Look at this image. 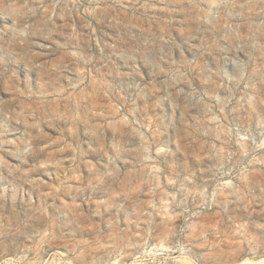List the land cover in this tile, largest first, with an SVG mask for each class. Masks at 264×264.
Returning <instances> with one entry per match:
<instances>
[{
    "label": "rangeland",
    "instance_id": "obj_1",
    "mask_svg": "<svg viewBox=\"0 0 264 264\" xmlns=\"http://www.w3.org/2000/svg\"><path fill=\"white\" fill-rule=\"evenodd\" d=\"M0 264H264V0H0Z\"/></svg>",
    "mask_w": 264,
    "mask_h": 264
}]
</instances>
